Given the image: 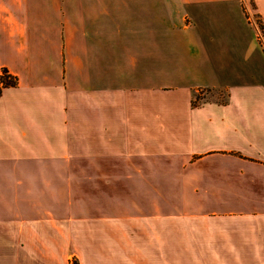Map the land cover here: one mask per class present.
<instances>
[{
	"label": "crops",
	"instance_id": "0c3cea01",
	"mask_svg": "<svg viewBox=\"0 0 264 264\" xmlns=\"http://www.w3.org/2000/svg\"><path fill=\"white\" fill-rule=\"evenodd\" d=\"M175 2L166 70L162 0H0L1 260L264 264V0Z\"/></svg>",
	"mask_w": 264,
	"mask_h": 264
},
{
	"label": "rangeland",
	"instance_id": "374dc122",
	"mask_svg": "<svg viewBox=\"0 0 264 264\" xmlns=\"http://www.w3.org/2000/svg\"><path fill=\"white\" fill-rule=\"evenodd\" d=\"M175 3H176L175 0H162V3H161V6H162V32H163L162 34L163 35L160 38V40L162 42L161 44H165L164 46L162 45V54H161V56H162V60L166 61L165 64L162 63L163 68L166 69V70H169V66H170V62H168V60L170 59L169 52H171V47L169 46V42H168L169 37L171 39V36H170L171 32L175 33L173 31V30H175V28L179 29L180 27L183 26V25L181 26V23H183V22H180V21L182 20L181 19L182 16L184 14H187V11H186L185 7L182 8L181 6H179L178 4H175ZM158 7H159V3H157V8ZM247 7L245 6V8H244V5H243V12H245V14L247 15V19L249 20V21L246 20L247 21L246 23L248 24V22L251 23V21H253V20H250L249 17H251L252 19L255 20L253 22L256 23V25L258 26V30H259V32H258V34H259L258 35V39H259L258 43L259 44L258 45L261 46L263 48V51H264V25H263L259 15H257L255 13V11H253L250 6L248 8ZM202 8L207 9L206 7L202 6V7H199V8L195 7V9L193 11L189 10L190 17L192 16V14H195V13H197L199 16L201 14H206L208 12L215 13V10H213V11L212 10H204ZM202 23L205 24V22H202ZM238 38L241 39L242 35L239 34V37H237L232 42L229 39H227L228 41L231 42V43H227V44H230V45L234 44V46L236 45V47H238L237 46ZM244 38H245L246 41H252L253 40L252 33L250 32V35L249 36H245ZM147 39H148V37H147ZM153 41H156V44H158V41H159V35L158 34H156V37H155L154 34L152 33V42ZM242 43H243L242 41H241V43L239 42V45H241ZM251 43L253 44V42H251ZM257 49H259V48H257ZM258 51H259V57H258L256 62L259 65V71H262V69H261V55L262 54L260 55V51H261L260 49ZM173 55H174V58L177 57L176 54H173ZM237 55L240 57V51H238ZM260 74L261 73L259 72V75ZM226 91H225V89H220L219 87H206V88H200L199 93L205 92L206 93L205 94L206 99H210L211 98V96L209 95L210 93L214 94V93H218L219 92V93L222 94V93H225ZM199 93H196V94H199ZM70 262H73L74 264H77V262L75 261L74 257L70 259ZM9 263H10L9 260H1L0 259V264H9Z\"/></svg>",
	"mask_w": 264,
	"mask_h": 264
},
{
	"label": "trees",
	"instance_id": "16d2710c",
	"mask_svg": "<svg viewBox=\"0 0 264 264\" xmlns=\"http://www.w3.org/2000/svg\"><path fill=\"white\" fill-rule=\"evenodd\" d=\"M16 79H14L9 73L7 69H4L2 74H0V95L2 89L8 86H14L16 84Z\"/></svg>",
	"mask_w": 264,
	"mask_h": 264
},
{
	"label": "built area",
	"instance_id": "2783aa9c",
	"mask_svg": "<svg viewBox=\"0 0 264 264\" xmlns=\"http://www.w3.org/2000/svg\"><path fill=\"white\" fill-rule=\"evenodd\" d=\"M71 264H74L73 262H71Z\"/></svg>",
	"mask_w": 264,
	"mask_h": 264
}]
</instances>
